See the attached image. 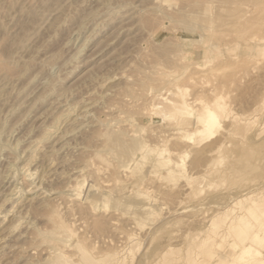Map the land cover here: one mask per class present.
<instances>
[{"label":"rangeland","instance_id":"obj_1","mask_svg":"<svg viewBox=\"0 0 264 264\" xmlns=\"http://www.w3.org/2000/svg\"><path fill=\"white\" fill-rule=\"evenodd\" d=\"M185 15L193 21L186 24ZM163 46L172 49L170 68L159 56ZM167 89H176L183 108L174 120L161 115ZM209 111L221 124L213 135L196 122ZM44 128L54 133L41 144ZM107 130L138 142L125 166L108 155ZM222 141L227 147L215 162ZM35 142V175L22 180ZM172 152L188 178L169 186L159 181L167 167L157 159ZM263 184L264 0H0V201L14 186L31 188L41 194L37 204L51 198L69 226L66 247L56 252L35 235L51 228L48 210L25 208L15 229L18 209L2 221L9 208H1L0 231L13 229L0 244V264H45L58 253L80 262L77 242L98 257L114 254L116 264H217L220 254L206 253L209 233L240 214L234 198L258 196L264 186L247 188ZM147 211L155 213L153 222ZM131 237L139 250H126Z\"/></svg>","mask_w":264,"mask_h":264},{"label":"bare ground","instance_id":"obj_2","mask_svg":"<svg viewBox=\"0 0 264 264\" xmlns=\"http://www.w3.org/2000/svg\"><path fill=\"white\" fill-rule=\"evenodd\" d=\"M195 1V0H194ZM193 3V2H192ZM192 3L190 4V5H192ZM182 4V3H181ZM195 4V3H194ZM180 5V4H179ZM179 5H178V7H179ZM189 5V6H190ZM181 6V5H180ZM183 8V7H182ZM185 9H186V7H185ZM205 10H207L206 9V7L204 8ZM204 9H202V10H204ZM204 10V11H205ZM191 12H195L194 10L193 11H191ZM200 13H203V11H199ZM186 13H187V10H186ZM196 13V12H195ZM204 13H206V12H204ZM179 15H180V13H179ZM178 15V16H179ZM183 13L180 15V18H182L183 17ZM187 15V14H186ZM185 15V16H186ZM196 15V14H195ZM195 15H193V16H195ZM230 15H232V17H233V14H230ZM230 15H228V16H230ZM170 16H172V18H173V16L174 15H170ZM169 16V17H170ZM177 16V17H178ZM188 16V15H187ZM184 17V20H186L185 18H188V17ZM227 16V18L229 19V17ZM234 16H236V15H234ZM237 16H238V14H237ZM175 17V16H174ZM191 17V16H190ZM196 17V16H195ZM194 17V18H195ZM239 17V16H238ZM171 18V17H170ZM176 18V17H175ZM179 18V19H180ZM207 18V17H206ZM234 19L236 18V17H233ZM240 18H241V16H240ZM189 20H191L192 18H188ZM196 19H198V16L195 18V22H196ZM208 19V18H207ZM206 19V20H207ZM230 19H231V17H230ZM228 20V22L226 23L225 21H224V23L225 24H230L231 25V23H233V22H236V20L238 19H233L234 21L232 22V20ZM182 20H183V18H182ZM188 20V21H189ZM200 20V19H199ZM199 20H197L198 22H199ZM224 20V19H223ZM222 20V21H223ZM239 20V19H238ZM191 21H193V20H191ZM230 21V22H229ZM166 22V21H165ZM179 22H180V25H182L183 26V24H181L182 22L179 20ZM186 22V24H187V20L185 21ZM190 23H192V22H190ZM223 23V22H222ZM222 23H221V28H217V30H216V28H215V30L213 29V31H217L218 33H219V30L220 29H223L224 30V28H222ZM223 23V24H224ZM162 25V24H161ZM153 26V25H152ZM157 26V25H156ZM191 26V25H190ZM218 26V27H219ZM226 26V25H225ZM224 25H223V27H225ZM166 27V26H165ZM188 27H189V25H188ZM192 27V26H191ZM205 27H207V26H205ZM205 27H200V29L202 28H205ZM156 28V27H155ZM167 28V27H166ZM185 28H186V25H185ZM189 29H193V28H190L189 27ZM196 29H199V28H196ZM196 29H195V31H196ZM207 29H208V27H207ZM149 30V29H148ZM194 30V29H193ZM152 31V30H151ZM192 31V30H191ZM191 31H190V33H191ZM199 30H197L195 33L197 34V33H199L198 32ZM202 31V30H201ZM210 31V30H209ZM159 32V31H158ZM207 32H208V30H207ZM217 32H215V34L217 33ZM221 32V31H220ZM187 33H189V32H187ZM204 33H206L205 32V30L203 29V35H206V34H204ZM210 33V32H209ZM217 33V34H218ZM157 34V33H156ZM155 34V35H156ZM191 34H193V33H191ZM200 34V33H199ZM199 34H198V36H199ZM215 37H216V35L214 34V32L212 33ZM202 35H200V37H201ZM219 36H222L221 34H219ZM219 36H217L218 37V39L220 38ZM203 37V36H202ZM201 37V38H202ZM155 43V42H154ZM160 45V44H159ZM153 46H155V45H153ZM164 48L162 49L161 48V55H159L160 57H164L163 58V60H165V63H166V61H167V63L169 64V62H170V64H169V68H170V65L172 64V62L174 61V59H173V55H172V49L171 48H169V50H168V48L166 49V47L165 46H163ZM168 47V46H167ZM148 48V47H147ZM174 48V47H173ZM171 49V50H170ZM171 51V52H170ZM154 52V51H153ZM156 52H157V49H156ZM152 53V52H151ZM155 53V52H154ZM153 53V54H154ZM159 54V53H158ZM137 55H138V53H137ZM144 55V54H143ZM141 56V55H140ZM158 57V56H157ZM159 58V57H158ZM157 59V58H156ZM212 59V58H211ZM154 60V59H153ZM160 61L162 60V59H159ZM158 60V61H159ZM213 60V62L212 63H215V64H217V60L215 59V58H213L212 59ZM147 61V60H146ZM154 62H156L155 60H154ZM164 62V61H163ZM144 64V63H143ZM148 64V63H147ZM158 64L160 65V62H158ZM163 63L161 62V66L163 67V66H165L164 64L162 65ZM215 64H212V65H215ZM151 65H152V62H151ZM155 65V64H154ZM154 65H152L153 67H154V69H155V66L157 65V63H156V65L154 66ZM167 65V64H166ZM208 65V64H207ZM141 66V65H140ZM150 66V65H149ZM168 67V66H167ZM166 66L164 67V68H167ZM168 68V69H169ZM149 69V68H148ZM137 70H139V69H137ZM150 70V69H149ZM156 71V70H155ZM139 72V71H138ZM140 72H142V73H145L144 72V70L142 71H140ZM139 72V74H141ZM152 72V71H151ZM157 72H158V70H157ZM161 72V71H160ZM165 72V71H164ZM164 72H161V73H164ZM149 73V72H148ZM153 73V72H152ZM159 73V72H158ZM157 73V74H158ZM166 73V72H165ZM154 74H156V72L154 73ZM156 74V76H158ZM144 75V74H143ZM150 75V74H149ZM161 75V74H160ZM155 76V77H156ZM143 77H145V76H143ZM160 77V76H159ZM151 78H154L153 77V75H152V77ZM157 78V77H156ZM108 80V79H107ZM106 80V81H107ZM149 80H151L150 82H152L153 84H151L152 86L155 84V83H161V80H152V79H149ZM109 81V80H108ZM107 81V82H108ZM141 83H142V81H140ZM156 85V84H155ZM155 85H154V87H155ZM148 86H150V85H147V87ZM152 86H150L151 88H149V89H153L154 87H152ZM168 91H171V97L170 98H165V106H163V108L161 109V115L162 116H165V117H167V119H169V120H174V118H175V116L176 115H181V111L183 112V108H182V104H178L177 103V101L176 100H174V98L178 95V92H176V89H173V90H169V89H167ZM175 96V97H174ZM218 105H219V103L218 102H216V101H212V107H214V109H217L218 108ZM69 110H70V108H69ZM67 111V110H66ZM66 111H64V112H66ZM69 112V111H68ZM67 112V113H68ZM71 112V111H70ZM69 112V113H70ZM66 113V114H67ZM79 113V112H78ZM64 114V113H63ZM71 114V113H70ZM69 114V115H70ZM81 114V113H80ZM83 114H84V112H83ZM82 114V115H83ZM68 115V114H67ZM68 115V116H69ZM63 115H62V113H61V116L59 115V117L57 116L56 117V119L54 120V122L56 121V122H60V120L62 121L63 119H61L60 117H62ZM66 116H64V118H65ZM70 117V116H69ZM68 117V118H69ZM79 117V116H78ZM63 118V117H62ZM67 118V117H66ZM83 118V117H82ZM76 118H74V120H75ZM81 119V118H80ZM73 120V122H75ZM70 121V120H69ZM72 121V120H71ZM67 122H68V120H67ZM196 122L197 123H199V124H203V129H205L206 130V132H207V135H213V134H215L217 131H218V129L220 128V126H221V124H220V122H219V119H218V116L214 113V112H212V111H209L208 113H206V114H201V115H199L197 118H196ZM70 123H72V122H70ZM72 124H74V123H72ZM54 125H55V123H54ZM59 125V124H58ZM53 126V125H52ZM56 126V125H55ZM72 126H74V125H72ZM201 126H198L197 125V129H195V133H200L201 131H203L202 129H201ZM174 128H176L177 126H173ZM54 128V127H53ZM187 128V126H183V129H186ZM48 129V128H47ZM50 130V129H49ZM49 130H46L45 128H44V131H43V134H41V135H43V138H42V136H41V138H42V140H40L39 142H43V143H41V144H46L45 142L47 141L48 142V140H49V137H51L52 138V135L50 134V133H52V132H50ZM108 131V130H107ZM108 132H110V131H108ZM54 133V132H53ZM105 136H106V144H107V146H108V150L110 151V153L108 152V155H110V154H112V155H115V156H117V158L120 160V162H121V166H125V165H123L124 163L126 164L127 162H129V160H130V157L128 158V159H125L126 157H128V156H126V155H129L131 152H132V149L134 148V146H138V142L137 141H133L131 144H127L126 143V141L123 139V137H122V134L121 135H116V134H114L113 132L111 133H107L106 132V134H105ZM39 138V137H38ZM48 138V140H46V141H43V139L45 140V139H47ZM60 138V137H59ZM59 138H58V141H59ZM61 139V138H60ZM181 139H186V138H181ZM37 140H39V139H37ZM50 141V140H49ZM50 144V143H49ZM37 143L35 142V147L36 148H33V150L31 151V149H32V147H31V149H30V151H31V154L29 155V157H28V159H26V160H28L27 162H26V165H24V167H23V177H22V180H23V178L25 179V180H27V178H28V180H29V178L32 176V175H35L34 173H33V171L32 172H30V170H32V169H30L29 168V164H31L30 162H32V160H33V158H34V156H35V153H36V151H38V148H37ZM237 147H239V146H241L242 144H241V142H238L237 143ZM32 146V145H31ZM33 146V147H34ZM42 146V145H41ZM47 146V145H46ZM51 146H52V144H51ZM176 146H177V148L178 147H180V146H178V144H176ZM243 146V145H242ZM241 146V147H242ZM40 147V146H39ZM222 147H227V142L226 141H222L220 144H219V146L217 147V150L215 151V156H217L218 158L217 159H215V162H217L218 160H219V157H221L220 156V154H221V148ZM52 148H54V147H52ZM176 148V149H177ZM29 149V148H28ZM175 149V150H176ZM190 149H192V148H190ZM52 150H54V149H52ZM107 150V151H108ZM226 150V149H225ZM39 151H42V150H39ZM55 151V150H54ZM192 151V150H191ZM50 153V155L53 153H51V151H49ZM30 153V152H29ZM38 153V152H37ZM36 153V154H37ZM39 153H41V152H39ZM55 153V152H54ZM42 154V153H41ZM40 154V157L42 156ZM46 155L47 154H45V157H46ZM221 155H223V154H221ZM17 156V155H16ZM37 156H38V154H37ZM36 156V157H37ZM215 156H214V158H215ZM96 157H98V159L100 160V161H102V162H106V159L105 158H103L101 155H98L97 154V156ZM42 158V157H41ZM54 158V157H53ZM171 158H174L173 160L171 159ZM213 158V157H212ZM37 159H39V157L37 158ZM46 158H44V160H45ZM49 159H51V157L49 158ZM117 159V160H118ZM157 159V158H156ZM125 160V161H124ZM43 161V160H42ZM35 162V161H34ZM124 162V163H123ZM12 163V162H11ZM14 163V162H13ZM46 163V162H45ZM48 163V162H47ZM25 164V163H24ZM49 164V163H48ZM87 164H89V163H87ZM50 165V164H49ZM91 165V164H90ZM109 165V164H108ZM108 165H106V166H108ZM41 166V165H40ZM117 166H120V163L119 164H117ZM157 166L158 167H160V168H166V170L159 176V181H160V183L161 182H163V183H167V184H169V186H170V183H172L173 185H174V183H176L177 181H179V178H181V177H183V178H185V179H187L188 177H187V175H185L186 174V170H185V168L183 167V164L180 162V161H178L177 160V158H175L174 157V155H173V152L171 153V157L167 160V159H162V160H160V159H157ZM42 167V166H41ZM51 167V166H50ZM109 167V166H108ZM44 168V167H43ZM47 168V167H46ZM83 168H84V166H83ZM86 168H88V166L86 165ZM89 168H90V166H89ZM35 169H36V167H35ZM114 169H116V171L118 172V169L117 168H114L113 167V171H114ZM43 170H45V169H43ZM116 171H114V172H116ZM35 172H37V170H35ZM42 172V171H41ZM47 171L45 170V173H46ZM112 172V171H111ZM114 172H112V173H114ZM32 173V174H31ZM112 173H110V174H112ZM44 172L43 173H41V175H40V177H42V179L45 177L44 175ZM44 177H43V176ZM68 175V174H67ZM107 175V174H106ZM115 175V174H114ZM66 176V175H65ZM111 176H113V175H111ZM110 176V177H111ZM74 177V176H73ZM72 177V178H73ZM108 177H109V175H108ZM109 177V179H112V178H110ZM116 177V176H115ZM118 177V176H117ZM64 178V177H63ZM75 179H76V177H74ZM73 178V179H74ZM41 179V180H42ZM46 179V178H45ZM45 179H44V181H45ZM62 179V178H61ZM67 179V178H66ZM184 179V181L187 183L188 181L187 180H185ZM16 180V179H15ZM24 180V181H25ZM30 180H31V178H30ZM33 180H34V178H33ZM20 183V182H19ZM22 183H24L23 181H22ZM25 183H27L26 181H25ZM18 184V183H17ZM28 184H30L29 182H28ZM28 184L26 185L27 187H28ZM264 186V184L263 185H253V186H250V187H248L247 189H251L252 187H253V189H254V187L255 188H260V187H263ZM27 187H24V188H27ZM29 188V187H28ZM246 189V190H247ZM252 189V190H253ZM42 190V189H41ZM60 190V189H59ZM24 191V192H23ZM32 191H34V190H32L31 188L30 189H28V190H26V189H24V190H21V188L19 189L17 186H14V187H12L10 190H9V192H8V194H6V195H4L3 197L4 198H2L1 199V201H0V209L1 208H4V207H6V206H8V210L7 211H5V215H3V217H2V221H5V219L7 218V216H10V215H8V214H10L11 212H14V209L16 210V208L18 209L15 213H14V218H18L17 220V223H15V229L18 227V225L20 226V223L22 224V221L21 222H19L21 219H22V217H23V214H25L26 212L25 211H28V210H26V209H29V207H35L36 209H39V210H41V209H46V210H48V214H46V219L52 224L51 225V228L49 229V230H36V237H39V238H41L40 240L43 242V243H47L48 245H50V248H53L56 252L59 250V251H62V250H64L65 249V242L63 241V239H64V236L66 235V230L69 228V226H68V224L66 223V221L61 217V215H60V213L58 212V210L55 208V203L54 204H52V202H50L49 203V201L50 200H52L51 198H49L50 200H46V198H44L43 200H41L40 202H39V204H37V199H38V197L41 195V194H38L37 195V193H34V192H32ZM45 191V190H44ZM35 192H37V191H35ZM46 192V194H47V191H45ZM60 192V191H59ZM58 192V193H59ZM64 192V191H63ZM57 193V192H56ZM55 194V193H54ZM76 194H77V192H76ZM17 195V197H15ZM49 195V194H48ZM51 195V194H50ZM49 195V196H50ZM56 195V194H55ZM61 195V194H60ZM59 195V196H60ZM14 196V197H13ZM57 197H58V195H56ZM71 196H78V195H75V194H71ZM12 197L14 198V199H12ZM41 197V196H40ZM51 197V196H50ZM48 198V197H47ZM19 199H21L20 200V202H19ZM54 199V201H55V198H53ZM58 199V198H57ZM37 200V201H36ZM53 201V200H52ZM50 204L52 205V206H50ZM53 205H54V207H53ZM18 206V207H17ZM69 206H67V208H68ZM26 208V209H25ZM19 209H21V210H19ZM25 209V210H24ZM233 209L234 210H238V213H240L237 217H234L235 219L233 220L232 218V216H230V217H225L224 219H222V225H223V227H224V229H221L220 231H217V232H215V233H209V235H208V238H207V240H209V242L206 244V247H208L207 248V250H206V253L209 255V257H213V256H217L218 254H220V256H218V261H217V264H264V193H262V194H259L258 196H252V194H251V192L250 193H246V194H244V195H240V196H238V197H236V198H234V202H233ZM2 210V209H1ZM2 212V211H1ZM1 212H0V214H1ZM23 212H25V213H23ZM145 214L147 215L146 216V219L147 220H149L150 222H153L154 220H155V213L154 212H152V211H147V212H145ZM1 216V215H0ZM21 216V217H20ZM1 218V217H0ZM14 218H12V220H10V222L11 221H13V219ZM24 219V218H23ZM22 219V220H23ZM15 220V219H14ZM15 222H16V220H15ZM12 223H14V222H12ZM24 224V223H23ZM22 224V225H23ZM156 224V223H155ZM164 224V223H163ZM160 225H162V224H160ZM159 225V226H160ZM1 227V226H0ZM3 227V226H2ZM164 227V226H163ZM10 228H12V225H11V227H3V229L1 228V231H0V244H2V243H4V240H5V238L12 232V231H10ZM13 229V228H12ZM161 230L162 229V227H157V231L158 230ZM10 236V235H9ZM213 236V237H212ZM216 238V239H218L219 241L217 242H214V240L212 239V238ZM214 238V239H215ZM215 239V240H216ZM81 244H80V242H77L76 244H75V246H73V248L75 249V252H80V257H79V260H80V262H75L74 260H72L70 257H66L65 255H62V254H60V253H58V254H56V255H54V257H52V258H49V259H47V260H45L44 261V263L45 264H116L117 262H113V260L114 259H116V258H114V257H110V256H113L114 254H112V255H110V256H108V257H110V258H105L106 256H107V254H101L100 253V255L101 256H99L98 257V254H99V252H95V254L97 255H94V252L93 253H88V252H86L81 246H80ZM143 245V244H142ZM239 245H240V247H239ZM126 250H129V252H131L130 251V247H135V248H140L141 247V244H140V242L138 243L137 242V238H135V237H131V238H129L128 240H127V245H126ZM144 247V246H143ZM78 251H77V250ZM139 250V249H138ZM72 251H73V249H72ZM51 253V252H50ZM49 253V254H50ZM117 255H118V252L116 253ZM144 257H146V255L144 254L143 255ZM226 257H231V259H229V260H226L225 261V258ZM106 259V260H105ZM118 259V258H117ZM116 259V260H117ZM189 259V258H188ZM227 259V258H226ZM195 260V259H194ZM113 262V263H112Z\"/></svg>","mask_w":264,"mask_h":264}]
</instances>
